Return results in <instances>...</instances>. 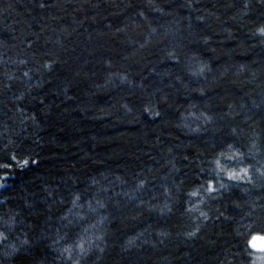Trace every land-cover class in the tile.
Returning a JSON list of instances; mask_svg holds the SVG:
<instances>
[{
  "label": "trees",
  "instance_id": "16d2710c",
  "mask_svg": "<svg viewBox=\"0 0 264 264\" xmlns=\"http://www.w3.org/2000/svg\"><path fill=\"white\" fill-rule=\"evenodd\" d=\"M261 27L264 0H0V264H255Z\"/></svg>",
  "mask_w": 264,
  "mask_h": 264
},
{
  "label": "snow or ice",
  "instance_id": "6c2138e0",
  "mask_svg": "<svg viewBox=\"0 0 264 264\" xmlns=\"http://www.w3.org/2000/svg\"><path fill=\"white\" fill-rule=\"evenodd\" d=\"M244 4H245V8L248 7V0H244ZM42 7L44 6L43 4L41 5ZM259 34L261 36H264V27H261L259 29ZM157 115H159V113H157ZM232 146L229 145V148H231ZM255 147V145L253 146ZM243 155V154H241ZM237 157L234 155L233 156V159H236ZM13 160L16 159V157H12ZM29 163L28 160H23L20 162V167H25L27 166ZM32 163H35V161H32ZM220 161L218 160L217 161V164H219ZM11 167V165L9 164H0V168H9ZM249 174V170L247 168H241L239 169V171H236V172H232L229 174V177L228 179H232V180H239V179H242L244 177H247ZM4 185L3 184H0V187H3ZM207 190L209 192H212V191H215V188L213 187V185L211 183H209L207 185ZM192 195H197V193H192ZM80 198L77 197L75 200H73V207L76 208V207H80V205L77 204V200H79ZM70 212L72 211L71 209L69 210ZM62 219H66V218H62ZM0 222H3V223H11V221H3V218L0 217ZM73 224V220L69 219L67 221V225H72ZM251 227V226H250ZM85 231H87V229H85ZM189 235H194V233H189ZM7 239V237L4 235V232L3 231H0V244H2L3 241H5ZM62 239V237H61ZM257 241H261V245L258 247L257 246ZM23 244H27L28 241L25 240L22 242ZM249 246L253 249H256L257 251H260V252H264V236H252V239L251 241L249 242ZM75 247H79L80 248V251H81V255H86L87 254V251L86 249L84 248L83 244H78L76 245ZM13 252L17 251V249L15 247H13L12 249ZM65 251H68V252H71V251H74V248L73 249H65Z\"/></svg>",
  "mask_w": 264,
  "mask_h": 264
},
{
  "label": "rangeland",
  "instance_id": "374dc122",
  "mask_svg": "<svg viewBox=\"0 0 264 264\" xmlns=\"http://www.w3.org/2000/svg\"><path fill=\"white\" fill-rule=\"evenodd\" d=\"M1 188V187H0ZM252 239V238H251ZM250 239V241H251ZM249 241V242H250ZM257 246L259 247L261 245V241H257ZM251 248V247H250ZM253 252L256 254V263L255 264H264V252L257 251L256 249H253Z\"/></svg>",
  "mask_w": 264,
  "mask_h": 264
}]
</instances>
